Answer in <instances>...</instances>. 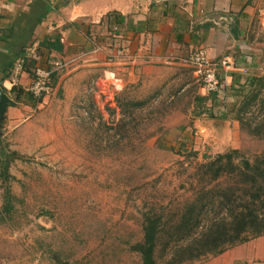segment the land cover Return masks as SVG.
Returning <instances> with one entry per match:
<instances>
[{
    "label": "rangeland",
    "instance_id": "374dc122",
    "mask_svg": "<svg viewBox=\"0 0 264 264\" xmlns=\"http://www.w3.org/2000/svg\"><path fill=\"white\" fill-rule=\"evenodd\" d=\"M251 41L249 60L236 55L246 70L230 83L220 72L230 87L211 95L186 62L121 89L108 79L68 89L64 67L40 66L52 72L53 92L41 100L27 93L0 123V264H142L133 248L144 239L146 212L163 216L168 232L202 188V164L231 150L251 161L264 154V135L235 120L243 100L236 91L249 78H264V34ZM245 118L264 119V88ZM8 187L14 209L6 217ZM218 210L209 209L200 228ZM169 239L159 242L160 264L217 258L178 262L174 251L189 238L164 253Z\"/></svg>",
    "mask_w": 264,
    "mask_h": 264
},
{
    "label": "crops",
    "instance_id": "0c3cea01",
    "mask_svg": "<svg viewBox=\"0 0 264 264\" xmlns=\"http://www.w3.org/2000/svg\"><path fill=\"white\" fill-rule=\"evenodd\" d=\"M260 33L264 0H0V87L14 103L9 112L19 105L13 88L23 90V98L34 80L25 72L16 86L11 83L20 59L34 62L32 68L57 62L66 69L62 82L68 89L74 82L84 89L86 79L99 87L108 79L121 89L138 76L180 65L200 49L214 62H228L219 71L230 83L246 70L236 55L249 60L251 40ZM54 35L60 51L42 47ZM117 49L124 55L120 61ZM211 264H264V237Z\"/></svg>",
    "mask_w": 264,
    "mask_h": 264
},
{
    "label": "trees",
    "instance_id": "16d2710c",
    "mask_svg": "<svg viewBox=\"0 0 264 264\" xmlns=\"http://www.w3.org/2000/svg\"><path fill=\"white\" fill-rule=\"evenodd\" d=\"M42 47L50 51L62 50L60 37L54 35L46 39ZM25 62L26 72L31 73L30 68L34 66V62ZM51 86L54 87L52 77ZM244 86L235 94V97L243 98L237 108L235 120L243 127H249L250 134L262 137L264 119L260 122H256V118L246 119L245 113L261 95L264 78H249ZM12 92L16 94L19 102L24 94L23 90L13 88ZM236 107L237 104L234 105V111ZM2 165L1 176L8 183L11 179L9 164L3 162ZM199 176L202 188L194 200L183 206L181 213L176 216L177 219L173 220L175 226L168 228V232L163 216L151 211L144 214V239L133 248L141 255L142 264H160L157 250L165 234L170 239L164 247V253L172 244L189 238L186 244L178 246L174 251L178 262L219 257L238 246L264 237V154L251 161L239 150H231L202 164ZM215 183L218 185L211 188ZM216 206L219 210L215 217L207 218L208 222L200 228L202 217L208 216V210H214ZM4 208V215L10 216L14 209L10 187L6 190ZM56 264L70 263L57 259Z\"/></svg>",
    "mask_w": 264,
    "mask_h": 264
},
{
    "label": "built area",
    "instance_id": "2783aa9c",
    "mask_svg": "<svg viewBox=\"0 0 264 264\" xmlns=\"http://www.w3.org/2000/svg\"><path fill=\"white\" fill-rule=\"evenodd\" d=\"M122 55V51H119ZM184 62L190 64L194 69V74L202 85L203 91L208 94H215L229 88V83L224 82L220 77V66L227 68L228 62L222 63L212 61L205 49L197 50L192 53L191 56ZM60 67V64H56ZM26 72V62L20 59L13 68L12 76L10 78L11 83L16 86L20 82V78ZM52 72L49 70L37 67L34 73V80L29 89V94L35 100H41L43 97L50 95L53 92L51 86Z\"/></svg>",
    "mask_w": 264,
    "mask_h": 264
},
{
    "label": "water",
    "instance_id": "95a60500",
    "mask_svg": "<svg viewBox=\"0 0 264 264\" xmlns=\"http://www.w3.org/2000/svg\"><path fill=\"white\" fill-rule=\"evenodd\" d=\"M14 105V103L10 100V98L5 94L3 89L0 87V123L6 118V114L10 106Z\"/></svg>",
    "mask_w": 264,
    "mask_h": 264
}]
</instances>
